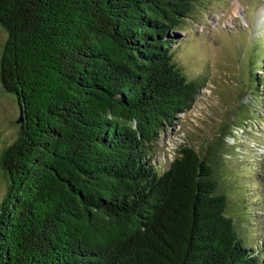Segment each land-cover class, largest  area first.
Here are the masks:
<instances>
[{
  "label": "trees",
  "instance_id": "obj_1",
  "mask_svg": "<svg viewBox=\"0 0 264 264\" xmlns=\"http://www.w3.org/2000/svg\"><path fill=\"white\" fill-rule=\"evenodd\" d=\"M196 5L0 0V79L23 118L0 156V264H264L216 177L235 121L166 168L151 156L203 85L175 59Z\"/></svg>",
  "mask_w": 264,
  "mask_h": 264
},
{
  "label": "rangeland",
  "instance_id": "obj_2",
  "mask_svg": "<svg viewBox=\"0 0 264 264\" xmlns=\"http://www.w3.org/2000/svg\"><path fill=\"white\" fill-rule=\"evenodd\" d=\"M196 1L188 27L173 32L175 59L189 78L199 76L203 85L190 108L160 131L151 156L166 168L178 148L202 150L226 122L235 121L216 177L229 186L231 214L242 223L241 216L246 219L247 242L264 248V87L249 88L252 74L264 77V0ZM6 36L0 24V59ZM20 106L0 79V156L20 133ZM6 185L0 168V202Z\"/></svg>",
  "mask_w": 264,
  "mask_h": 264
},
{
  "label": "water",
  "instance_id": "obj_3",
  "mask_svg": "<svg viewBox=\"0 0 264 264\" xmlns=\"http://www.w3.org/2000/svg\"><path fill=\"white\" fill-rule=\"evenodd\" d=\"M23 118H22V115H21V108H20V118H19V122L21 123L23 120H22Z\"/></svg>",
  "mask_w": 264,
  "mask_h": 264
}]
</instances>
